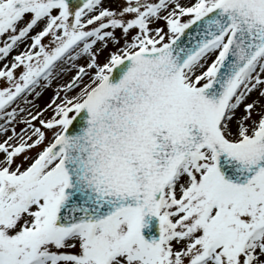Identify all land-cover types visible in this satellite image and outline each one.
Here are the masks:
<instances>
[{"label":"snow or ice","instance_id":"obj_1","mask_svg":"<svg viewBox=\"0 0 264 264\" xmlns=\"http://www.w3.org/2000/svg\"><path fill=\"white\" fill-rule=\"evenodd\" d=\"M0 264H264V0H0Z\"/></svg>","mask_w":264,"mask_h":264},{"label":"rangeland","instance_id":"obj_2","mask_svg":"<svg viewBox=\"0 0 264 264\" xmlns=\"http://www.w3.org/2000/svg\"><path fill=\"white\" fill-rule=\"evenodd\" d=\"M51 95V92L49 91L48 93H45L44 99L40 100L39 103L42 105L45 100H47L48 96Z\"/></svg>","mask_w":264,"mask_h":264}]
</instances>
